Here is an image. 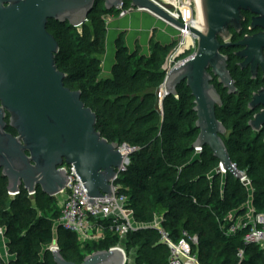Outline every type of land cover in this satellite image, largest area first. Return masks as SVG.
I'll return each instance as SVG.
<instances>
[{"label":"trees","instance_id":"trees-1","mask_svg":"<svg viewBox=\"0 0 264 264\" xmlns=\"http://www.w3.org/2000/svg\"><path fill=\"white\" fill-rule=\"evenodd\" d=\"M129 3L126 2L124 8ZM98 2L80 27L49 21L47 30L59 44L57 68L65 74L64 86L81 91V100L97 116L96 130L111 143L138 148L118 178V194L126 197V208L137 225L124 244L135 251V264H169L170 250L154 226L173 243L197 237L191 253L200 264H264V249L244 244L247 228L228 234V215L237 218L248 210L249 194L242 182L226 171L216 173L219 161L203 147L196 157L192 144L198 130L193 97L185 85L176 96L163 99L162 112L156 106L157 91L165 77V57L175 47L150 40L149 54L139 45L130 50L123 34L115 41L110 76L100 78L106 46V17L118 15ZM236 167L246 173L252 185V207L264 212V152L258 147L232 148L225 142ZM59 201L40 189L33 198L22 188L9 200L6 180H0V228L4 229L7 253L4 264H55L46 249L54 241L67 261L80 264L85 256L107 250L118 242L104 228V238L80 243L74 233L57 226ZM190 242V241H189ZM243 249L239 260L236 253Z\"/></svg>","mask_w":264,"mask_h":264},{"label":"water","instance_id":"water-1","mask_svg":"<svg viewBox=\"0 0 264 264\" xmlns=\"http://www.w3.org/2000/svg\"><path fill=\"white\" fill-rule=\"evenodd\" d=\"M98 2L107 11L121 10L128 2L132 10L147 11L197 37L194 54L166 72L156 106L162 111L163 99L176 96L177 88L185 85L193 97L198 130L192 148H208L222 169L240 179L242 173L222 139L225 127L215 115L220 99L211 82L214 75L231 87L219 39L227 40L229 29L240 31L243 12L257 16L253 27L262 25L264 0H199L202 30L176 21L152 0H0V111L9 112L10 126L18 134L13 138L4 133L0 114V168L6 191L40 189L55 197L69 181L61 168L65 163L74 167L90 204L111 195L116 170L127 157L120 150L123 145L101 137L95 128L96 113L84 105L81 91L64 86L65 74L55 61L60 47L47 30L49 21L80 27ZM246 42L250 44L245 38L240 45ZM260 123H264V111L249 126L259 129ZM57 250L51 251L55 264H77ZM0 264H4L2 259ZM80 264H124V256L116 248L98 250Z\"/></svg>","mask_w":264,"mask_h":264},{"label":"built area","instance_id":"built-area-1","mask_svg":"<svg viewBox=\"0 0 264 264\" xmlns=\"http://www.w3.org/2000/svg\"><path fill=\"white\" fill-rule=\"evenodd\" d=\"M164 11H166L176 21L181 22L185 26H192L199 30L198 24H195V18L197 16L196 2L195 0H152ZM131 7L122 8L118 13V17H123L131 11ZM156 17V16H155ZM158 18V17H156ZM160 19V18H158ZM165 24L173 28L175 36L173 41L176 42L174 49L170 52L173 55H182V59L173 62L170 66H178L183 63L184 60L191 57L196 50L197 37L192 34L188 29H183L165 22ZM169 68V69H170ZM163 102V101H162ZM162 112V111H161ZM120 148L121 152L125 155L124 162L119 170H116V177L112 183L111 195L109 197L96 198L93 204L88 202L86 195V189L84 188L82 181L75 172L72 165L63 164L61 168L66 171L69 181L66 187L60 192L59 195L64 194L65 198L59 202L60 217L58 219L57 226H61L65 230L74 233L79 239L80 243H85L88 240H100L104 238L103 225L109 232L116 235L118 242L109 247L107 250L119 249L124 256V264H127L128 253L125 249V242L129 232L134 231L137 227L132 220V212L126 208V197L118 194V186L116 181L126 171L130 164V155L137 151L138 148L122 144ZM126 146V147H125ZM203 147L194 148L196 157L202 152ZM242 177L240 182L246 187L249 200L246 203L248 208L246 214L236 219L233 213L228 215L230 226L228 227V234H234L243 228H247V233L243 238L244 244H256L264 249V212H256L252 207V185L245 172L240 171ZM219 173L224 175L226 170L219 166ZM27 196L33 198L37 189L33 192H26ZM20 195V190L16 192H7L9 200L15 199ZM58 197V195L56 196ZM154 226L159 230L162 235L163 242L168 246L170 250L169 264H200L197 257L191 253V244L196 245L198 242L197 237L190 238V242L186 239H181L178 243H173L166 233L162 230L160 221L155 220ZM3 228H0V234L3 235ZM56 229L54 230V241L46 247V249L52 253L59 246L56 242ZM59 251V250H57ZM239 260L243 259V249H238L236 253ZM185 257L188 261H183Z\"/></svg>","mask_w":264,"mask_h":264},{"label":"flooded vegetation","instance_id":"flooded-vegetation-1","mask_svg":"<svg viewBox=\"0 0 264 264\" xmlns=\"http://www.w3.org/2000/svg\"><path fill=\"white\" fill-rule=\"evenodd\" d=\"M243 17L239 32L229 29L228 39H219L222 45L219 52L226 58L231 87H226L219 77L212 75L211 83L220 99V104L215 106V115L225 127L222 139L230 147H258L264 152V123H260L259 129L249 126L253 117L264 111V22L253 27L252 21L257 16L243 12ZM256 36H259L258 41ZM245 38L250 44L240 45ZM244 51L246 53L241 55ZM0 114L4 133L17 137V131L10 126L9 112L1 109ZM1 172L0 168V180H5Z\"/></svg>","mask_w":264,"mask_h":264},{"label":"crops","instance_id":"crops-1","mask_svg":"<svg viewBox=\"0 0 264 264\" xmlns=\"http://www.w3.org/2000/svg\"><path fill=\"white\" fill-rule=\"evenodd\" d=\"M120 34H123L126 46L130 50H133L135 44H137L140 46L142 54H148L150 40L152 38L161 44H169L173 41L175 31L153 14L143 10L133 9L123 17H118L117 15L107 16L105 53L101 57V73L106 72V77H109L111 73V68L114 63L115 41ZM3 240L6 259L2 261L8 263L13 259V256L7 253L6 240L4 238ZM129 253H132V257H130L131 259L128 257L127 264H135V251Z\"/></svg>","mask_w":264,"mask_h":264},{"label":"rangeland","instance_id":"rangeland-1","mask_svg":"<svg viewBox=\"0 0 264 264\" xmlns=\"http://www.w3.org/2000/svg\"><path fill=\"white\" fill-rule=\"evenodd\" d=\"M197 10V9H196ZM196 19V18H195ZM174 49V48H173ZM149 52H150V50H148V54H149ZM148 54H144V56H148ZM183 57H182V55H178V56H176V55H173L171 52L165 57V61H164V64H163V66H162V70L164 71V73H166L168 70H169V68H170V66L173 64V62H176V61H178V60H180V59H182ZM106 75H107V73L105 72V73H100V78H107L106 77ZM161 86V85H160ZM160 86L159 87H157V88H154L153 90L154 91H159V88H160ZM160 112H161V110H160ZM57 198V200L59 201V202H61L64 198H65V195L64 194H62V195H58V197H56ZM2 231H3V229H2ZM3 236H2V234H0V259H2V260H4L5 261V259H6V252H5V249H4V240H3ZM88 241H91V240H88ZM133 252H134V250H132ZM129 255H128V257H129V259H131L130 257H132L131 256V254L130 253H128ZM183 261L186 263L188 260L185 258V257H183Z\"/></svg>","mask_w":264,"mask_h":264},{"label":"bare ground","instance_id":"bare-ground-1","mask_svg":"<svg viewBox=\"0 0 264 264\" xmlns=\"http://www.w3.org/2000/svg\"><path fill=\"white\" fill-rule=\"evenodd\" d=\"M196 2V9H197V16L195 19V24H198L200 29H203V19H202V14L200 10V3L199 0H195Z\"/></svg>","mask_w":264,"mask_h":264}]
</instances>
